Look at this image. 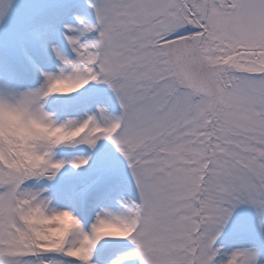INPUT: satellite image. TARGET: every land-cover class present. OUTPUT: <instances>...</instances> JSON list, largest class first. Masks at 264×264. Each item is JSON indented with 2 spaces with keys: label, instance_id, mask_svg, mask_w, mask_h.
<instances>
[{
  "label": "snow or ice",
  "instance_id": "6c2138e0",
  "mask_svg": "<svg viewBox=\"0 0 264 264\" xmlns=\"http://www.w3.org/2000/svg\"><path fill=\"white\" fill-rule=\"evenodd\" d=\"M0 264H264V0H0Z\"/></svg>",
  "mask_w": 264,
  "mask_h": 264
}]
</instances>
